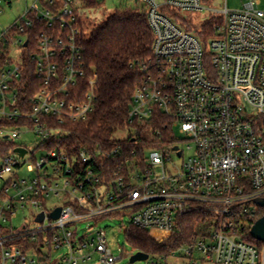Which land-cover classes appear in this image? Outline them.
I'll use <instances>...</instances> for the list:
<instances>
[{"label": "built area", "instance_id": "built-area-1", "mask_svg": "<svg viewBox=\"0 0 264 264\" xmlns=\"http://www.w3.org/2000/svg\"><path fill=\"white\" fill-rule=\"evenodd\" d=\"M11 2L0 0V14ZM136 2L152 33V62L140 68L128 119L168 117L183 138L174 134L170 148L128 153L115 144L71 157L57 146L39 150L94 108L96 75L78 45L86 8L81 0H34L0 28V143L16 145L0 155V180L8 176L0 187V264H88L94 256L114 264L122 254L114 257L100 221L124 217V232L167 234L193 212L205 213L208 231L170 254L148 255L145 264L264 263V246L250 236L264 199V11L258 0L240 10H216L205 0ZM39 24L44 30L30 44L28 31ZM26 50L38 83L30 112L18 107ZM22 137L32 152L17 144ZM183 144L191 155L174 163L166 152L181 159ZM16 149L26 152L20 157ZM37 150L45 152L39 161ZM24 170L33 177H21ZM55 201L61 205L47 211ZM19 209L33 225L5 229Z\"/></svg>", "mask_w": 264, "mask_h": 264}, {"label": "trees", "instance_id": "trees-1", "mask_svg": "<svg viewBox=\"0 0 264 264\" xmlns=\"http://www.w3.org/2000/svg\"><path fill=\"white\" fill-rule=\"evenodd\" d=\"M81 1L86 9L98 5L95 0ZM79 28L81 35L78 45L82 61L96 75L94 108L86 121L62 127L63 137L58 142L52 140L39 147V150L57 146L71 157L84 149L108 150L115 144L121 145L128 153L134 150L140 152L143 148H170L174 142V132L168 117L155 113L145 123L130 122L128 119L132 95L141 79L140 68L152 62L153 37L145 13L137 9L116 10L106 15L100 23L81 22ZM42 30L44 26L39 24L28 31L30 44L34 33ZM30 52L26 50L22 56L26 70L18 86V107L24 106L26 112L31 111L29 98L38 90L33 65L29 60ZM5 58L1 57L0 60ZM122 134L125 138L120 136ZM15 147L14 143H0V155H8ZM106 164L107 168L112 167V163ZM205 218V213L193 212L182 219L176 231L167 234L128 226L124 232L125 239L135 253L150 256L170 254L189 242L199 228L205 226ZM24 243L31 244L27 241ZM255 243L264 246L260 242Z\"/></svg>", "mask_w": 264, "mask_h": 264}, {"label": "rangeland", "instance_id": "rangeland-1", "mask_svg": "<svg viewBox=\"0 0 264 264\" xmlns=\"http://www.w3.org/2000/svg\"><path fill=\"white\" fill-rule=\"evenodd\" d=\"M98 4L97 7L92 9H84V14L87 19H89V22L92 23H100L105 19L106 15H110L113 12L117 11H124V10H139L141 4H136L134 0H95ZM206 5L208 7H211L216 10H220L224 8V5L226 4V7L228 10H240L243 8V5L245 4V1L247 0H205ZM259 1V9L261 11H264V0H258ZM34 3V0H12L10 7L3 8V13L0 14V28H6L12 23H14L18 17L23 13L26 7L30 6ZM13 57H16V54H13ZM174 134H176L177 139H183L181 135L178 133V130L175 129ZM121 137H124V134L120 135ZM26 137H22L19 141H17V144L28 147V150L30 152L33 151L34 145H27L26 142H24ZM31 139V138H30ZM28 139V140H30ZM181 149L183 151V156L181 159H178L176 154L172 153L170 149L166 152V156L171 157L174 163L180 164L182 161H184L189 155H191V151L187 149V145L183 144L181 146ZM45 155L44 151H36L34 153V157L37 161H39L43 156ZM170 168H173L171 164H168ZM0 166H1V160H0ZM21 177H24L26 179L32 178L34 173L29 172L27 170H24L21 174H19ZM8 179V176H3V180H0V187L3 185L4 181ZM60 206V201H55L51 205H46V210L48 211L52 206ZM258 215L259 217L264 216V208H258ZM31 221V216L27 209H19L15 215L9 219V222L6 224L5 229L7 230H13L24 223L26 225L30 224L33 225ZM127 223V219L124 217H120L117 219H108V220H102L100 221V228L105 232L106 234V243L108 247L111 249L114 257H118L122 254V258L115 262L114 264H131L129 263V256L135 251L129 246V244L126 242L125 234H124V224ZM86 224H81V228L84 229ZM208 231V228L206 226L199 228L198 233L199 234H205V232ZM62 253V252H61ZM54 254L53 257L58 259V256L61 254ZM178 255V254H177ZM88 264H100L98 263L97 257L94 256L92 260ZM132 264H145V262H135ZM170 264H187L185 260L183 261H172ZM264 264V263H262Z\"/></svg>", "mask_w": 264, "mask_h": 264}, {"label": "water", "instance_id": "water-1", "mask_svg": "<svg viewBox=\"0 0 264 264\" xmlns=\"http://www.w3.org/2000/svg\"><path fill=\"white\" fill-rule=\"evenodd\" d=\"M137 1V0H134ZM27 43L24 44L26 46ZM173 150H177V147H174ZM20 157H22L25 154L24 149H16L15 150ZM177 156L179 157L180 154L178 153ZM257 205L261 208H264V199L258 200ZM60 209H56L53 213L50 214L49 218L52 220H55L58 218ZM43 219L42 214L38 216L37 221L41 222ZM250 236L253 240L260 242L264 244V216L260 217L252 226L250 230ZM148 259V255L144 254L142 252H136L134 255H132L129 258V263H135V262H144Z\"/></svg>", "mask_w": 264, "mask_h": 264}, {"label": "crops", "instance_id": "crops-1", "mask_svg": "<svg viewBox=\"0 0 264 264\" xmlns=\"http://www.w3.org/2000/svg\"><path fill=\"white\" fill-rule=\"evenodd\" d=\"M136 4H137V2L136 1H134ZM246 2V1H245Z\"/></svg>", "mask_w": 264, "mask_h": 264}]
</instances>
